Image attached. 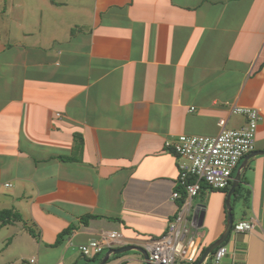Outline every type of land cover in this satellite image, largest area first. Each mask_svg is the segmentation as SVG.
<instances>
[{
  "label": "crops",
  "instance_id": "0c3cea01",
  "mask_svg": "<svg viewBox=\"0 0 264 264\" xmlns=\"http://www.w3.org/2000/svg\"><path fill=\"white\" fill-rule=\"evenodd\" d=\"M234 106L261 109L264 150V0H0V210L24 219L0 229V264H88L78 246L104 232L164 234L182 163L166 141L242 127ZM241 181L234 222L256 226L231 232L223 264H264V155ZM226 200L204 184L192 202L205 247Z\"/></svg>",
  "mask_w": 264,
  "mask_h": 264
},
{
  "label": "built area",
  "instance_id": "2783aa9c",
  "mask_svg": "<svg viewBox=\"0 0 264 264\" xmlns=\"http://www.w3.org/2000/svg\"><path fill=\"white\" fill-rule=\"evenodd\" d=\"M231 112L245 118L242 127L229 128L228 120L221 118L218 122L220 132L215 136L182 134L174 141H166V147H172L182 159L178 186L183 189L177 188L172 193V200L179 203L165 233L150 237L141 245L148 252L152 264H198L197 260L204 248V234L200 232V226L195 219V212L201 209L195 208L192 202L199 196L204 182L211 189L227 188L233 181L234 172L240 162L255 150L256 134L262 117L261 109L234 106ZM191 177L195 179L190 182ZM182 190L186 192L184 201ZM255 226L256 222L253 220H239L234 222L232 232H250ZM123 245V235L119 231H110L87 243L79 244L78 247L86 258H93L110 248ZM227 254L228 247L220 245L210 255L211 264H223Z\"/></svg>",
  "mask_w": 264,
  "mask_h": 264
},
{
  "label": "water",
  "instance_id": "95a60500",
  "mask_svg": "<svg viewBox=\"0 0 264 264\" xmlns=\"http://www.w3.org/2000/svg\"><path fill=\"white\" fill-rule=\"evenodd\" d=\"M264 155V150H257L249 153L246 155L239 166L234 178H233V184L231 189L229 190L227 194V200H226V206H227V224H226V229L224 230L223 234L221 237L216 240L214 243L210 244L207 249L204 251L202 254L198 264H205L207 261L208 257L214 252L215 249H217L220 245L225 243L229 236L231 235L232 228L234 225V216L232 213V199L233 196L235 195L236 189L241 185V179H242V171L243 169L247 166L248 161L256 156ZM204 216L205 212L203 210H198L195 212V219L198 223V225L201 227L204 221ZM129 251H137L141 253L144 256V259L146 261V264H152L149 260V254L148 252L141 246H135V245H129V246H122L118 248H110L105 252L103 260L98 263V264H106L112 255H118V254H124Z\"/></svg>",
  "mask_w": 264,
  "mask_h": 264
},
{
  "label": "trees",
  "instance_id": "16d2710c",
  "mask_svg": "<svg viewBox=\"0 0 264 264\" xmlns=\"http://www.w3.org/2000/svg\"><path fill=\"white\" fill-rule=\"evenodd\" d=\"M173 151H174V150H173ZM174 152H175V151H174ZM64 158H65V157H64ZM66 159H68V158L66 157ZM240 165H241V163L239 164V166H240ZM239 166H238V168H239ZM238 168L235 170V172H234V176H235V174H236ZM194 179H195V178L191 177V178L189 179V181L191 182V181H193ZM204 184H205V182L202 184V186H204ZM232 184H233V181L230 182V184L228 185L227 188H224V189H212V190H219V191H223V192H225V193L228 194L229 190H230L231 187H232ZM241 184H242V182H241ZM179 189H183V187H182V186H179ZM182 193H183L182 201H184V200L186 199V192H185L184 190H182ZM246 197H247V196H245V194H244V191H243V189H242V185H240V186L236 189L235 195L233 196V199H232V207H233V209H232V213H233V214H234V205H235V203H236L237 201H241L242 199L246 200ZM247 198H248V201H249L250 196L248 195ZM244 200H243V201H244ZM93 217H99V216L88 215V216H86V218H84L83 222H84V223H88V220L91 219V218H93ZM17 222H24L23 216H22V214H21L19 211H17V210H13V209H3V210H0V229H1L2 227H4V226L10 225V224H14V223H17ZM74 227H75V226H70V227H68L66 230H64L62 233H60V234H59V237H58V241H57V243H60L61 240H62V238H63L66 234L70 233V231L73 230ZM30 232H31L32 234L34 233L32 229H30ZM229 238H230V236H229ZM229 238H228V240H229ZM228 240L224 243V245L227 244ZM57 243H56V244H57ZM207 247H208V246H206V247L204 246L201 255L204 253V251L207 249ZM124 254H126V253H124ZM124 254L112 255L111 258H110V260H111V259L118 258V257H120V256H122V255H124ZM104 255H105V252L102 253V254H100V255H97V256H95V257H93V258H86V260H87L88 262H91V264H98V263H100V262L103 260ZM201 255L199 256V258H198V260H197V263L199 262V260H200V258H201ZM211 257H212V256H210V258H209V260L207 261L206 264H211V261H210V260H211Z\"/></svg>",
  "mask_w": 264,
  "mask_h": 264
},
{
  "label": "rangeland",
  "instance_id": "374dc122",
  "mask_svg": "<svg viewBox=\"0 0 264 264\" xmlns=\"http://www.w3.org/2000/svg\"><path fill=\"white\" fill-rule=\"evenodd\" d=\"M242 118H243L242 115H240V114H234V119H242ZM6 230H7V229H4V230L2 231V233H0V235L3 236V234H6V233H4V232H7ZM129 252H133V251H129ZM86 262H87L88 264H91V262H88L87 260H86Z\"/></svg>",
  "mask_w": 264,
  "mask_h": 264
},
{
  "label": "clouds",
  "instance_id": "9594fccd",
  "mask_svg": "<svg viewBox=\"0 0 264 264\" xmlns=\"http://www.w3.org/2000/svg\"><path fill=\"white\" fill-rule=\"evenodd\" d=\"M255 151V150H254ZM233 229V228H232ZM224 244V243H223Z\"/></svg>",
  "mask_w": 264,
  "mask_h": 264
}]
</instances>
